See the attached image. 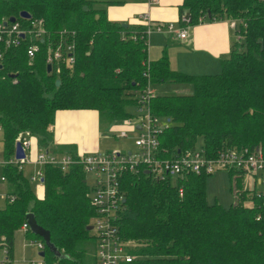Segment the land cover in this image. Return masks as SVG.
Wrapping results in <instances>:
<instances>
[{
    "label": "trees",
    "instance_id": "1",
    "mask_svg": "<svg viewBox=\"0 0 264 264\" xmlns=\"http://www.w3.org/2000/svg\"><path fill=\"white\" fill-rule=\"evenodd\" d=\"M125 1L0 0V20L13 16L24 22L19 12L26 11L45 29L31 57L24 39L5 50L0 67L1 173L7 186L0 248L8 258L14 231L32 212L63 255L43 244L37 264H95L87 247L93 236L86 228L95 210L80 164L60 169L45 163L38 197L22 169L8 162L19 133L34 136L37 149L74 153L73 146L53 141L57 109H94L99 123L124 121L146 83H179L188 87L185 92L155 93L149 100L150 112L168 121L158 134L162 157L194 148L197 139L207 154L245 147L264 156V0L181 1L178 14L189 13L193 23L200 16L234 21L236 38L213 74L173 70L165 52L149 59L141 25L106 17L107 5ZM58 39L73 43L74 59L47 72L46 50ZM226 171L233 201L225 207L206 200V173L186 172L172 182L142 170L123 172L115 222L133 255L124 264H264V191L244 188L241 172ZM24 235L43 243L29 229Z\"/></svg>",
    "mask_w": 264,
    "mask_h": 264
},
{
    "label": "built area",
    "instance_id": "2",
    "mask_svg": "<svg viewBox=\"0 0 264 264\" xmlns=\"http://www.w3.org/2000/svg\"><path fill=\"white\" fill-rule=\"evenodd\" d=\"M156 1V0H148ZM24 22L14 18L13 21L7 19L0 20V67L5 55V50L18 47L24 39L29 41L28 56L31 57L33 51L37 49L35 40L42 39L45 29L40 19L25 18ZM137 20L145 29L148 35L151 31L166 29L172 31L177 37H185L188 28L193 24L191 15L187 12L178 16V25L167 21L165 23H154L148 14H137ZM198 17L197 21H201ZM6 21V23H3ZM73 43L58 39L53 46H48L45 61L54 67L58 72L59 64H71ZM16 79H13L15 81ZM155 93L149 83L139 89L136 93V103L133 114L123 122L135 131V150H97L92 152H81L64 150L61 152L37 149L33 159L29 158V134L19 133L17 140L20 141L24 151L21 159L11 158L8 162L15 163L19 168V163L23 160L40 164L58 165L60 169H66L71 164H80L84 174L92 175L90 185L89 201L94 207L95 214L90 217L89 224L93 231L94 239V259L95 264H124L129 262L133 255L128 250V245L122 240L117 232L116 215L122 202V190L120 187V176L123 172L148 171L154 178L165 179L175 178L186 172L206 173L218 169L232 168L239 172H251L253 183L264 185V156L256 148L223 147L217 149L213 154H207L203 147L195 146L192 149L179 150L169 157H162L163 152L159 146V131L163 127L158 124V116L152 114L149 108L150 97ZM137 119V120H135ZM138 126V128H136ZM120 136H125V129L118 131ZM3 179V176L1 177ZM31 181L41 185L42 169L35 170L29 177ZM179 192L181 191L178 188ZM12 200V196L8 197ZM21 230L28 229L26 222L20 224ZM38 249H42L43 243L35 241ZM30 262V261H29ZM33 263V262H32ZM35 264V263H34Z\"/></svg>",
    "mask_w": 264,
    "mask_h": 264
},
{
    "label": "crops",
    "instance_id": "3",
    "mask_svg": "<svg viewBox=\"0 0 264 264\" xmlns=\"http://www.w3.org/2000/svg\"><path fill=\"white\" fill-rule=\"evenodd\" d=\"M181 1L182 0H156L150 2L148 0H127L122 4L107 5L105 13L109 20L141 25L137 20V14L145 12L154 23L171 21L174 25H178V6ZM233 22L234 21L225 18H214L212 20L202 19L201 21L193 23L191 27L188 28L186 36L182 38L177 37L174 32L166 29L151 31L147 35V56L149 59H155L165 52L168 65L173 70L191 74L217 73L220 71V59L228 54L236 38ZM165 83L168 84L169 82ZM165 83L155 84H157L159 88ZM174 84L176 86L178 85V87L182 85L179 83ZM187 88L188 87L185 86L181 89L186 90ZM152 90L154 93H157L155 92V88H152ZM159 91H161V93H166V91L161 88ZM51 128L53 141L59 145H71L76 151L81 152L105 150L100 147V125L98 113L94 109H57L54 112ZM31 145L32 156L30 159L32 160L37 151L36 138L32 135L29 136V148ZM13 151L10 159L14 158ZM4 163L5 159H3L1 153V177V165ZM0 182V188L5 194L7 189L6 183L2 178ZM39 190L38 193H35L38 197L42 196V185L39 186ZM19 228L20 226L14 231L13 237L17 235L21 237V229ZM22 231L24 237L22 243L26 245L24 241L26 240L24 230ZM28 241L29 244L26 245V247L32 248L34 245V248L38 250L37 255L40 256V249L37 248L35 240L28 239ZM0 249H2L3 252V257L0 258V264H22L26 261L36 264L37 260L34 258H25L20 261L17 254H20L21 257L26 256L21 252L15 253L14 246L9 258L5 255L4 249ZM12 259H14L15 262H13Z\"/></svg>",
    "mask_w": 264,
    "mask_h": 264
},
{
    "label": "rangeland",
    "instance_id": "4",
    "mask_svg": "<svg viewBox=\"0 0 264 264\" xmlns=\"http://www.w3.org/2000/svg\"><path fill=\"white\" fill-rule=\"evenodd\" d=\"M158 84V83H157ZM157 84L151 85V88H155L157 93H161L160 88L162 90H165L166 93H180V92H185L183 89L185 86L178 85L176 86L174 83H168V84H162L159 88L157 87ZM128 110L134 111V106H128ZM137 120V119H135ZM168 121L165 119V117L159 116L158 117V124L160 127H163L166 125ZM100 125V142L101 145L100 147L108 150V149H119V150H135L136 147L134 145V137H135V131L132 130L129 126H127L123 121H114L110 123H105L104 121L99 123ZM120 129H125L126 135L125 136H120L118 134V131ZM0 138H1V131H0ZM200 142V139L196 140L195 146H198ZM29 152V158L32 156V145L28 150ZM0 154H1V140H0ZM34 163V164H33ZM20 164L19 169H22V172L24 175L27 177L29 180L30 186L33 190V193H38L39 186L37 185L36 182L31 181L29 179L30 175L34 173L35 170L42 169L43 164L32 162V161H26L23 160ZM86 181L88 184L92 183V175L90 173H87L85 175ZM1 179V175H0ZM170 180L173 182L174 178L171 177ZM241 183L244 188H254L256 190H261L264 191V185L262 184H255L253 183V175L251 172H244L242 173L241 176ZM1 184V182H0ZM228 175L226 169H218L215 171H212L209 173L206 178H205V197L206 200L209 203H212L214 201H217L220 203L222 206H228L232 201H233V195L231 191L228 188ZM248 203V202H247ZM5 204V194L2 192L0 188V207L4 206ZM90 233L92 234L93 231L91 229ZM20 232V231H19ZM21 237L19 235L13 237V246H14V251L15 253H22L26 257H21L20 254H17L19 256V260H23L25 258H34L37 262L40 263L41 257L37 255V251L34 248V245L32 248L26 247V245L29 244V241L27 238L24 240L26 242V245H23L22 241L24 239L23 237V231L21 230ZM88 250L89 253L92 255L94 251V239L91 238L88 241ZM3 257V252L2 249H0V258ZM13 262H15L14 259H12ZM29 260V259H27Z\"/></svg>",
    "mask_w": 264,
    "mask_h": 264
},
{
    "label": "water",
    "instance_id": "5",
    "mask_svg": "<svg viewBox=\"0 0 264 264\" xmlns=\"http://www.w3.org/2000/svg\"><path fill=\"white\" fill-rule=\"evenodd\" d=\"M84 8H85V6H84ZM19 15L21 17H25V18L29 17V14L26 11H20ZM13 20H14L13 16L8 17V19H7V21H13ZM3 23H6V21H3ZM122 25H126V23L122 22ZM46 71L47 72L50 71V64L49 63L46 64ZM57 83H58V79H55V84H57ZM136 128H138V126ZM176 151H178V149H176ZM13 156H14L15 159H21V158L24 157V151H23V148H22L21 143H20L19 140L15 141ZM144 173H148V171L145 170ZM122 201H123V199H122ZM24 217H25V222L27 224V227H28L29 231H31L32 233L38 235L42 239L43 244L47 247L48 250L53 252L58 257H63V255L59 252V250L50 241L48 230L42 228L41 226H39L36 223L32 212H26ZM86 228L90 229L91 225L88 224L86 226ZM39 255L40 256L43 255V251L42 250L39 251Z\"/></svg>",
    "mask_w": 264,
    "mask_h": 264
}]
</instances>
